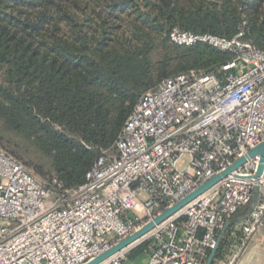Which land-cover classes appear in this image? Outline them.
I'll use <instances>...</instances> for the list:
<instances>
[{
	"label": "built area",
	"instance_id": "built-area-1",
	"mask_svg": "<svg viewBox=\"0 0 264 264\" xmlns=\"http://www.w3.org/2000/svg\"><path fill=\"white\" fill-rule=\"evenodd\" d=\"M182 46L230 52L220 80L190 71L145 92L113 145L82 184L46 187L0 150V264H86L222 173L264 141V50L231 39L173 29ZM247 160L131 245L98 264H125L147 242L143 264H205L237 211L257 201L249 233L264 226V167ZM239 250V249H238ZM238 252L216 264H239Z\"/></svg>",
	"mask_w": 264,
	"mask_h": 264
},
{
	"label": "trees",
	"instance_id": "trees-1",
	"mask_svg": "<svg viewBox=\"0 0 264 264\" xmlns=\"http://www.w3.org/2000/svg\"><path fill=\"white\" fill-rule=\"evenodd\" d=\"M173 29L226 39L242 32L264 50V0H0V123L10 134L0 135V150L46 187L82 184L101 151L114 153L145 92L190 71L228 73L230 52L177 45ZM243 223L225 230L212 264L240 245Z\"/></svg>",
	"mask_w": 264,
	"mask_h": 264
},
{
	"label": "water",
	"instance_id": "water-1",
	"mask_svg": "<svg viewBox=\"0 0 264 264\" xmlns=\"http://www.w3.org/2000/svg\"><path fill=\"white\" fill-rule=\"evenodd\" d=\"M255 156L259 157V162H258L257 170H256V173H255L254 177L255 178L259 177L260 174H261V172H262V170H263V167H264V141L261 142L260 144H258L257 146H255L254 148L250 149L247 152V155L246 156L241 157L238 160H236L231 166H229L228 168H226L222 173H220L219 175L213 177L212 179H210L209 181H207L206 183H204L197 190H195L191 194L187 195L186 197H184L183 199H181L180 201H178L177 203H175L173 206H171V207L165 209L164 211H162L153 220H151L150 222H148L147 224H145L144 226H142L139 230L133 232L132 234H130L126 238L120 240L118 243H116L113 246H111L107 251H105L104 253L98 255L96 258H94L93 260H91L90 262H88L86 264H98L99 262H101L104 259L108 258L109 256H111L115 252L119 251L120 249L131 245L136 240H138L141 236H143L146 232H148L150 229H152L154 227V225L160 223L165 218H167L168 216H170L171 214H173L175 211H177L179 208H181L186 203H188L191 199H193L194 197H196L197 195H199L202 191H204L210 185H212L213 183H215L221 177L227 175L233 169H235L238 166L242 165L247 160V158H253ZM257 194H258V186L256 185L254 187L253 198H252V202H251V204L249 206L248 212L244 216H242V217L232 218L231 220H229L225 224L224 228L222 229L221 235H223V233L225 232V230L230 225L236 224V223H239V222H243V221L247 220L250 212L253 210V208L255 206V203L257 201ZM218 245H219V241L217 242L216 247L211 250L210 254L207 257V260H206V263L205 264H212L213 263L214 256H215V253H216V250H217Z\"/></svg>",
	"mask_w": 264,
	"mask_h": 264
},
{
	"label": "rangeland",
	"instance_id": "rangeland-1",
	"mask_svg": "<svg viewBox=\"0 0 264 264\" xmlns=\"http://www.w3.org/2000/svg\"><path fill=\"white\" fill-rule=\"evenodd\" d=\"M0 135H10L2 129L1 123ZM243 222L244 235L241 243L239 246H233L229 250L228 257L224 261L230 260L233 254L238 252L236 262L239 264H264V226L255 228L252 233H249L250 222L247 220ZM143 258H138L135 262L127 260L125 264H143Z\"/></svg>",
	"mask_w": 264,
	"mask_h": 264
}]
</instances>
